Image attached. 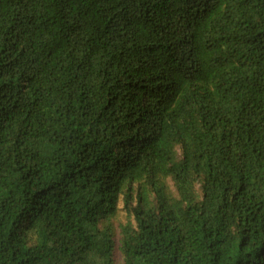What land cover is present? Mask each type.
Here are the masks:
<instances>
[{"label":"trees","instance_id":"16d2710c","mask_svg":"<svg viewBox=\"0 0 264 264\" xmlns=\"http://www.w3.org/2000/svg\"><path fill=\"white\" fill-rule=\"evenodd\" d=\"M0 264H264V0H0Z\"/></svg>","mask_w":264,"mask_h":264},{"label":"rangeland","instance_id":"374dc122","mask_svg":"<svg viewBox=\"0 0 264 264\" xmlns=\"http://www.w3.org/2000/svg\"><path fill=\"white\" fill-rule=\"evenodd\" d=\"M122 213V212H121ZM120 217V216H119Z\"/></svg>","mask_w":264,"mask_h":264}]
</instances>
